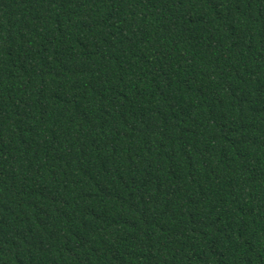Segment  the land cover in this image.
Listing matches in <instances>:
<instances>
[{"label":"trees","instance_id":"trees-1","mask_svg":"<svg viewBox=\"0 0 264 264\" xmlns=\"http://www.w3.org/2000/svg\"><path fill=\"white\" fill-rule=\"evenodd\" d=\"M0 264H264V0H0Z\"/></svg>","mask_w":264,"mask_h":264}]
</instances>
